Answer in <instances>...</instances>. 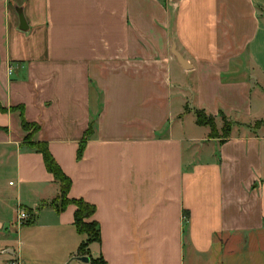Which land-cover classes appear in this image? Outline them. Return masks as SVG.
Instances as JSON below:
<instances>
[{
    "label": "crops",
    "instance_id": "0c3cea01",
    "mask_svg": "<svg viewBox=\"0 0 264 264\" xmlns=\"http://www.w3.org/2000/svg\"><path fill=\"white\" fill-rule=\"evenodd\" d=\"M21 117L95 206L89 256L264 264V0H0V264H90Z\"/></svg>",
    "mask_w": 264,
    "mask_h": 264
},
{
    "label": "trees",
    "instance_id": "16d2710c",
    "mask_svg": "<svg viewBox=\"0 0 264 264\" xmlns=\"http://www.w3.org/2000/svg\"><path fill=\"white\" fill-rule=\"evenodd\" d=\"M218 115L223 123L220 128L221 136H217L213 116L205 115L201 110H195L194 121L196 125L208 126L210 137H220V139H223L228 136L231 122L228 121L221 113ZM261 123H263V121H256L254 122L253 126L257 127ZM20 126L23 130L29 131L23 139V145L30 150L40 153L43 164L45 165L47 171L50 172L55 180L59 183V196L56 200L58 201V204L56 205L57 210H63L68 204H74L76 207L74 212V226L78 233L86 236L85 240L82 241L78 248V255L87 256L90 264H106V261L102 256L94 258L88 255V244L92 241L100 240L98 223L90 219L94 214L95 206L84 201L83 199L68 198V190L71 185V179L62 171L59 164L55 162L48 151L47 144L45 142L30 141V135L38 128V126L34 123L26 122L22 117L20 119ZM91 131L92 122H89L81 140L78 142L75 154L76 159H79L81 156L85 140L91 134Z\"/></svg>",
    "mask_w": 264,
    "mask_h": 264
},
{
    "label": "built area",
    "instance_id": "2783aa9c",
    "mask_svg": "<svg viewBox=\"0 0 264 264\" xmlns=\"http://www.w3.org/2000/svg\"><path fill=\"white\" fill-rule=\"evenodd\" d=\"M30 220H31V214L27 210L23 208L17 210L16 226L20 227L21 225L29 222ZM7 264H22V263L12 260L9 261Z\"/></svg>",
    "mask_w": 264,
    "mask_h": 264
},
{
    "label": "rangeland",
    "instance_id": "374dc122",
    "mask_svg": "<svg viewBox=\"0 0 264 264\" xmlns=\"http://www.w3.org/2000/svg\"><path fill=\"white\" fill-rule=\"evenodd\" d=\"M217 120H218V119H217ZM219 120H220V119H219ZM219 120H218V121H219ZM220 121H221V120H220ZM220 121H219V122H220ZM220 124H221V125L223 124L222 121L220 122ZM215 131L217 132V129H216V128H215ZM219 132L221 133V130H220ZM219 136H221V135H219ZM205 149H206V148H205ZM11 235H12L13 238L16 237V235H15L14 233H12Z\"/></svg>",
    "mask_w": 264,
    "mask_h": 264
},
{
    "label": "water",
    "instance_id": "95a60500",
    "mask_svg": "<svg viewBox=\"0 0 264 264\" xmlns=\"http://www.w3.org/2000/svg\"><path fill=\"white\" fill-rule=\"evenodd\" d=\"M81 259L84 260V261H88L89 260L87 256H82Z\"/></svg>",
    "mask_w": 264,
    "mask_h": 264
}]
</instances>
